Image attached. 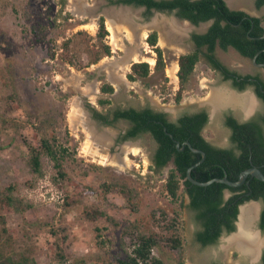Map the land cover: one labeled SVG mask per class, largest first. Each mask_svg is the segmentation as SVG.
Here are the masks:
<instances>
[{
	"label": "rangeland",
	"instance_id": "obj_1",
	"mask_svg": "<svg viewBox=\"0 0 264 264\" xmlns=\"http://www.w3.org/2000/svg\"><path fill=\"white\" fill-rule=\"evenodd\" d=\"M248 2L247 12L264 13V7ZM129 6L111 0H0V264L26 257L36 264H122L134 255L142 235L155 240L149 262L241 264L258 257L236 244L237 226L216 243L202 246L196 239L202 227L184 185L176 199L167 191L173 162L162 168L154 163L153 136L125 139L129 121L107 125L97 117L126 107L149 106L170 119L209 105L215 111L233 103L241 107L224 102L228 93H238L203 55L189 80L181 83L180 57L194 50L192 25H177L169 16L170 21L162 19L163 27L157 19L164 14ZM123 9L131 15L120 16ZM101 17L108 32L104 36ZM110 17L117 45L108 29ZM154 31L156 46L147 41ZM105 46L109 54L103 52ZM156 47L163 51L162 68L157 67ZM137 55L136 62L149 63L150 73L131 80L136 62L127 58ZM216 55L231 69H256L232 49L218 47ZM104 84L112 85L113 92L104 93ZM214 94L222 96L219 106L212 105ZM228 107L203 129L207 140H229L231 129L222 119ZM75 108L82 114L77 121L76 115L71 119ZM43 138L56 145L60 166L42 150ZM33 149L41 153L40 172L31 165ZM253 202L261 208L262 200L245 204ZM259 230L258 216L253 227L257 251L264 245Z\"/></svg>",
	"mask_w": 264,
	"mask_h": 264
},
{
	"label": "trees",
	"instance_id": "obj_2",
	"mask_svg": "<svg viewBox=\"0 0 264 264\" xmlns=\"http://www.w3.org/2000/svg\"><path fill=\"white\" fill-rule=\"evenodd\" d=\"M124 4L136 6L146 5L147 14H151V8L169 10L178 9V14L191 22L198 24L201 21L214 19L208 32L195 34L194 39L200 46H208L207 59L217 69H221L226 78H238L236 71H231L226 65L215 58L214 50L217 45L227 48L233 45L241 54L247 57H254L259 51L257 62L264 63V15L252 16L242 10L230 9L225 0H111ZM258 8L264 5V0H255ZM102 19V17H101ZM100 35L108 32L101 21ZM147 41L150 45L156 46L158 34L156 31L149 34ZM158 54L157 67L165 65L163 51L156 47ZM104 53H110V47H104ZM200 55L198 51L181 55L178 75L181 83L185 84L194 71ZM149 63L136 62L132 65V73L128 75L131 80L138 77H146L150 73ZM250 76L247 75L246 78ZM239 88L244 89L248 84H255L253 81H235ZM112 85L104 84V93L113 92ZM258 94L264 98V92L257 86ZM181 98L179 95L178 99ZM109 103L110 100H103ZM97 117L107 125H112L119 119L130 121L131 127L123 138H136L143 133H150L157 141L158 147L154 153V163L162 168L169 162H173L166 188L173 199L178 196L180 184L184 185L185 192L190 197V208L195 212L197 221L201 224V230L196 234V239L203 245H210L217 242L223 232L236 230V220L239 216L240 206L250 200H262L264 202V181L256 176L249 175L246 181L237 187H231L223 182L214 181L207 186H200L187 178L188 169L202 159L201 153H196L185 142H190L193 147L201 149L206 153L204 160L191 170L193 178L206 182L214 178L227 177L237 181L240 174L251 166H258L264 172V114L259 121L239 123L232 116L227 117L226 124L233 129L232 140L236 148H217L210 144L202 135V129L208 121L206 111L196 114H185L177 122L167 118V114L155 111L151 107L128 109H116L113 111V118L109 114L97 113ZM166 129V131H165ZM172 134L171 137L168 133ZM180 143V148L177 147ZM42 150L45 151L60 166L58 149L55 144L47 138L42 139ZM41 153L32 150L31 165L34 171H41ZM229 190L231 195L225 199V192ZM260 226L264 229V208L262 210ZM155 240L151 236H140L139 242L135 245L134 255L128 260H121L122 264H162L160 260L149 262ZM175 246L179 244L178 240ZM4 264H36L34 258L26 257L19 261H6ZM216 264V263H214ZM219 264V263H218ZM264 264V255L263 263Z\"/></svg>",
	"mask_w": 264,
	"mask_h": 264
},
{
	"label": "flooded vegetation",
	"instance_id": "obj_3",
	"mask_svg": "<svg viewBox=\"0 0 264 264\" xmlns=\"http://www.w3.org/2000/svg\"><path fill=\"white\" fill-rule=\"evenodd\" d=\"M156 1H161V0H156ZM226 1V4H227V6L230 8V9H232V10H242V11H245V12H247L245 9H244V7H246V8H251V6H250V3L248 2V4H246V2H247V0H244V1H242V0H231V1H228V0H225ZM239 1H241V2H239ZM254 2H255V0H253ZM228 2H229V4H231L232 3V5H233V8H238V6H242V8L243 9H233L232 8V6L230 7L229 6V4H228ZM234 2V3H233ZM126 5H132V4H126ZM134 5V4H133ZM134 6H136V5H134ZM255 6H256V3H255ZM137 7H139V8H141V7H143V8H145V10L147 11V6L146 5H140V6H137ZM257 7V6H256ZM262 7H264V5L262 6ZM262 7H260V8H258V9H261ZM124 10V9H123ZM126 11H128V10H126ZM128 12H130V11H128ZM151 12H154V14L155 13H160V15H163L164 14V16L163 17H160V18H158L157 20H159L160 19V25H162L163 26V24L161 23V21H162V19L164 18L165 20H169L170 21V19L168 18L169 16H172L174 19H172V21H173V23H176L177 24V21H187L190 25H192V32H191V35H190V41L192 42V46H193V51H191V52H194V51H198V53H199V55H200V57H201V55H203V57L206 59V61L208 62V64L209 65H211L214 69H217L215 66H213V64L207 59L208 57L206 56V54L209 52V50H208V46H206V45H203V46H200L198 43H197V41L194 39V35L195 34H205V33H207L208 32V30H209V28L211 27V25H212V23L214 22V19H211V20H207V21H201V22H199L198 24H195V23H193V22H191L190 20H188V19H186V18H184V17H182V16H180L179 14H178V9H172V10H169L168 8H165V9H158V8H151ZM248 14H250V15H252V16H256V15H253V14H251V13H249V12H247ZM130 14V13H129ZM259 17H261V16H263L264 15V13L263 14H257ZM152 18V17H151ZM150 18V19H151ZM176 21V22H175ZM170 25H171V27L173 26V24H171V23H169ZM178 25V24H177ZM164 27V26H163ZM180 29V28H179ZM183 29H185V27H183L182 28V30ZM110 31V30H109ZM181 31V30H180ZM166 34H168V33H166ZM264 36V35H263ZM167 38H169L168 36H166L165 37V39H167ZM166 41V40H165ZM220 48L222 51H229V49H232V50H234L235 52H237V53H239L241 56H243V57H246V58H248V59H250L251 60V58L250 57H247V56H244L243 54H241L233 45H229L227 48H223V47H221L220 45H217L216 46V48H215V50H214V54H215V58L216 59H218L219 60V58L217 57V55H216V49L217 48ZM191 52H188V53H191ZM186 54V53H185ZM134 60V59H133ZM200 60V59H199ZM221 63H222V61L221 60H219ZM222 65H225L224 63H222ZM179 66V65H178ZM228 67V66H227ZM229 68V67H228ZM231 71H236L237 72V74L239 75V77L238 78H236V77H231V78H226V76H225V74H224V72L221 70V69H217L219 72H221V74H222V76H223V78L226 80V81H228L229 82V85L233 88V89H235L237 92H244L245 91V89L246 88H248V87H250L251 89H252V91H253V94H254V96L256 97H253L254 99H255V102H256V107H255V109L253 108V110L252 111H248V113L244 110V108L242 109V108H240V110H239V108H238V110L239 111H237V113L238 114H236V112H235V110L234 109H232V107H231V105H237V104H231V105H228L229 107L226 109V110H228L227 112H225V114H224V116L222 117V119H223V125L225 126V127H227V128H229V129H231V135H230V138H229V140L228 141H222V142H219L218 144H216V143H214V142H212V141H209V140H207L205 137V139L210 143V144H212L213 146H215V147H217V148H224V149H228V148H236L235 146V142L232 140V136H233V129L228 125V124H226V121H227V117H229V116H232L233 118H235L239 123H247V122H250V121H259L260 120V118L263 116V114H264V98H262L259 94H258V92H257V86H260V88H261V91L262 92H264V70H263V68H258V67H256V69L254 70V71H251V72H242V71H240V70H236V69H231V68H229ZM178 70V69H177ZM177 72V71H176ZM176 72H175V74H176ZM247 75H249L250 77L249 78H246L247 77ZM177 76V75H176ZM177 80V79H176ZM245 80H247V81H253V82H255V84H248V85H246L247 87L246 88H244V89H241V88H239V86H237V84L235 83V81L236 82H240V81H245ZM239 94V93H238ZM251 96H253V95H251ZM213 105V104H212ZM208 106V105H207ZM214 106V105H213ZM241 106V105H240ZM147 107H149V106H147ZM128 108H130V107H126V108H115V109H113L112 111H111V116H110V118H113V111H115L116 109H128ZM133 108V107H132ZM142 108H144V107H142ZM211 106L209 105L208 107H206V108H203V109H197V110H190V111H185V112H183V113H180V115H178V116H176V118L175 119H170L169 117H168V114H167V118L169 119V120H171V121H174V122H177L178 120H179V118L180 117H182L183 115H185V114H188V115H192V114H196V113H198V112H201V111H206V113H207V115H208V121H207V123L205 124V126H204V128L207 126V124L210 122V120H211ZM139 109V108H138ZM155 111H157V110H155ZM225 111V110H224ZM161 112H163V111H161ZM245 114H248V115H245ZM214 120L216 119L215 117L213 118ZM119 120H125V119H119ZM128 121V120H127ZM130 122V121H129ZM203 128V129H204ZM203 129H202V132H203ZM129 130V128L126 130V133H127V131ZM263 130H264V126H263ZM201 132V133H202ZM125 133V134H126ZM124 134V135H125ZM202 135H203V133H202ZM204 136V135H203ZM127 139H133V138H127ZM156 141V140H155ZM156 143H157V141H156ZM157 147H158V143H157ZM157 149V148H156ZM256 201H258V200H256ZM263 208H264V202L262 201V204H261V210H260V215H259V227H260V231H261V233H264V229H262L261 228V226H260V220H261V215H262V210H263ZM200 243V242H199ZM201 244V243H200ZM202 246H206V245H203L202 244ZM246 248V247H245ZM255 253V252H254ZM250 254V253H249ZM250 255H252V254H250ZM263 255H264V245H263V248H262V250H261V253H260V255L259 254H257L256 256H258V258H255L256 260L254 261V263H248V262H245V263H241V264H262L263 263ZM253 257H254V255H252ZM214 263H216V264H224L223 262H218V261H214V262H212L211 264H214Z\"/></svg>",
	"mask_w": 264,
	"mask_h": 264
},
{
	"label": "bare ground",
	"instance_id": "obj_4",
	"mask_svg": "<svg viewBox=\"0 0 264 264\" xmlns=\"http://www.w3.org/2000/svg\"><path fill=\"white\" fill-rule=\"evenodd\" d=\"M242 1H244V0H242ZM119 13H121L120 16L121 15H123V16H125V15L126 16H130L131 15V13L128 12V11H126V10H122ZM119 13H116V15L118 16ZM116 15L113 16V17H116ZM109 19H110V22H109V25H108V29L110 30V32L112 34L111 35L112 36V40H113L112 43H115L117 45L118 42L116 40V35H115L114 18H111L110 17ZM165 37L166 36H164V38ZM134 61H140L138 55L134 58ZM177 69H178V65L176 64L175 72L177 71ZM175 72H174V74L172 76H173V78L176 81L177 76H176ZM227 95H228L227 97H223V100H225L224 102H226V101H228L229 103H232V102L238 103L239 102L241 104L242 108H244V110L247 113H248V111H252L253 108L255 109V107H256L255 99L249 93H245V94H235V93L231 92V93H228ZM221 99H222V96L220 97V96L214 94L213 98H211L210 100H212V102H216L213 105H217V101L220 102V101H222ZM217 106H219V105H217ZM79 109L78 108L77 109L75 108L72 111L71 119L75 115H76L75 117L77 118V119L75 118L76 121L81 119L82 114L81 115L80 114L77 115L79 113V111H81ZM213 111H215V110H213ZM84 119H83L82 122H84ZM89 133H90V131H89ZM90 134H93V132L90 133ZM103 137H104V135L101 134L100 137L98 136L97 138L100 140ZM89 147H91V145ZM91 150H94V149H92V147H91ZM95 152H96V150H95ZM256 210H257V206H255V205H251V206H247V207H243L242 208V213H241V227H242V231L244 230L245 233L242 232V233H244V236L241 235V234H239L237 236H234V237H237V239L234 238V240H236V244H238V245H240L242 247L243 246L246 247V251L249 252L250 254L254 255V256L257 254V248H256L257 246L256 245L259 244V240L257 238L258 237V234H257V236H254L253 235V222H254V217H255V214H256ZM248 235H249V237H248ZM256 258H258V257H256Z\"/></svg>",
	"mask_w": 264,
	"mask_h": 264
},
{
	"label": "water",
	"instance_id": "obj_5",
	"mask_svg": "<svg viewBox=\"0 0 264 264\" xmlns=\"http://www.w3.org/2000/svg\"><path fill=\"white\" fill-rule=\"evenodd\" d=\"M228 4H229V2H228ZM229 6L231 7V4H229ZM127 7H130V6L127 5ZM263 37H264V36H263ZM260 52H261V51H259L254 57H252V58H251V61H252V64H253L255 67L263 68V70H264V63H259V62H257V56L259 55ZM133 58H134V56H130V57L128 56L127 61H128L129 63H132V62L134 61ZM134 62H136V61H134ZM134 62H133V63H134ZM237 93H240V92H237ZM246 93L253 94V91L250 90V91H247ZM241 94H242V93H241ZM253 97H255V96H253ZM255 98H256V97H255ZM228 105H231V104H228ZM228 105H224V106L221 105L220 108L217 109L216 111H213L214 109L211 108V118L216 117V116L218 115V113L220 112V110H221L223 107L228 106ZM231 107H232L235 111H239L240 108H242V106H241V107L239 108V110H238V108L234 107V105H233V106L231 105ZM242 109H243V108H242ZM215 113H216V114H215ZM245 115H248V114H245ZM165 131H166V129H165ZM167 133H168V131H167ZM168 134H169L171 137H173L172 134H170V133H168ZM186 144L191 148L192 151H194V152H196V153H201V154H202V159H201L200 161H198L196 164H194L193 166H191V167L188 169V172H187V178H188L191 182H193V183H195V184H197V185H200V186H207V185L211 184V183L214 182V181H219V182H223V183H225V184H227V185H229V186H231V187H237V186L242 185V184L246 181V179L248 178L249 175L256 176V177L259 178L260 180H263V181H264V172H263L258 166H254V165L251 166V167H249V168H247V169H245L244 171H242L241 174H240V178H239V180H237V181H232V180H230V179L227 178V177H224V178H214V179H211V180L206 181V182L198 181V180H196L195 178H193L192 173H191V170H192L194 167H196L197 165H199V164L204 160V158L206 157V153H205L203 150H201V149H197V148L193 147V145H192L190 142H185V143L183 144V146H185ZM177 147H178L179 149H181V148H180V143H177ZM229 195H230L229 190H226L225 199H227V197H229ZM253 201H256V200H253ZM251 205H255V206L258 207V209L256 210L255 217H254V222H256V218L260 215V210H261V208H260V205L258 204V202H257V204H254V202L251 203V204H247V205H246L245 203L242 204V205L240 206V211H239L238 219L236 220V226H237V229H238L237 234H242V232L245 233L244 230L242 231V227H241V213H242V208H243V207H247V206H251ZM254 222H253V227H254ZM259 231H260V230H259ZM233 232H234V231H233ZM234 236H237V235H234ZM261 250H262V246L259 245V248H258V251H257L258 253H257V254L260 255Z\"/></svg>",
	"mask_w": 264,
	"mask_h": 264
},
{
	"label": "crops",
	"instance_id": "obj_6",
	"mask_svg": "<svg viewBox=\"0 0 264 264\" xmlns=\"http://www.w3.org/2000/svg\"><path fill=\"white\" fill-rule=\"evenodd\" d=\"M247 9H248V10H250V8H249V7H248ZM256 16H258V15H256ZM177 65H178V63H177ZM178 68H179V66H178Z\"/></svg>",
	"mask_w": 264,
	"mask_h": 264
}]
</instances>
